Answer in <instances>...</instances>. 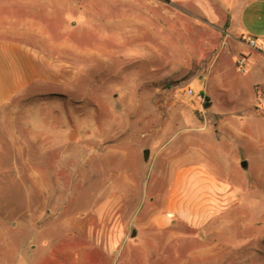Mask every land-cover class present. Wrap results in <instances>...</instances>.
Here are the masks:
<instances>
[{
  "label": "rangeland",
  "instance_id": "rangeland-1",
  "mask_svg": "<svg viewBox=\"0 0 264 264\" xmlns=\"http://www.w3.org/2000/svg\"><path fill=\"white\" fill-rule=\"evenodd\" d=\"M34 4L35 47L64 75L0 113V264H264V148L219 173L231 202L193 214L172 209V156L153 138L180 137L179 104L204 90L197 55L223 32L165 0ZM198 186L181 197L206 202Z\"/></svg>",
  "mask_w": 264,
  "mask_h": 264
},
{
  "label": "crops",
  "instance_id": "crops-1",
  "mask_svg": "<svg viewBox=\"0 0 264 264\" xmlns=\"http://www.w3.org/2000/svg\"><path fill=\"white\" fill-rule=\"evenodd\" d=\"M170 3L185 4L189 11L201 13L210 25L223 32L213 49V43L204 39V49L197 55L203 61L200 75L205 76L204 90L192 103L186 100L179 104L174 120L180 124L176 126L180 137L174 133L167 137L166 131L156 132L153 137L156 142L165 139L164 147L172 156L168 168L174 172L172 209L181 206L193 214L212 213L213 201L220 204L233 200L231 188L222 187L224 178L219 173L226 168L236 171L242 167V164L231 166L237 165L241 155L252 147L264 148V108L255 109L259 90H264V0H170ZM42 12L45 16L44 8ZM35 33L34 0H0V113L5 118L11 109L18 113L24 103L14 98L27 97L34 84L64 75L60 68L52 69L46 52L35 47ZM248 38L256 39L263 50L250 48ZM241 56L247 58L245 71L237 67ZM180 86L168 93L158 90L162 91L160 97L166 101L177 99ZM183 94L188 96L187 92ZM201 107L208 116L203 119L189 116ZM174 140L178 142L173 148ZM16 146L19 149V144ZM215 151L219 159L212 157ZM193 184H199L198 190L207 198L206 202L195 203L181 197L190 193Z\"/></svg>",
  "mask_w": 264,
  "mask_h": 264
},
{
  "label": "built area",
  "instance_id": "built-area-1",
  "mask_svg": "<svg viewBox=\"0 0 264 264\" xmlns=\"http://www.w3.org/2000/svg\"><path fill=\"white\" fill-rule=\"evenodd\" d=\"M246 42L248 46L252 49L263 50V46L260 43H258L256 39L248 38ZM246 63H247V58L245 56H241L237 62L238 69L240 71H245ZM187 93L193 94V90L188 89ZM263 108H264V90H259L258 102L255 106V109L259 111Z\"/></svg>",
  "mask_w": 264,
  "mask_h": 264
},
{
  "label": "water",
  "instance_id": "water-1",
  "mask_svg": "<svg viewBox=\"0 0 264 264\" xmlns=\"http://www.w3.org/2000/svg\"><path fill=\"white\" fill-rule=\"evenodd\" d=\"M148 154H149V150L146 149L145 150V157L146 158L148 157ZM241 164H242L243 167H247L248 162H247V160H243ZM136 232H137L136 229H134L133 232H132V236H135L136 235Z\"/></svg>",
  "mask_w": 264,
  "mask_h": 264
},
{
  "label": "trees",
  "instance_id": "trees-1",
  "mask_svg": "<svg viewBox=\"0 0 264 264\" xmlns=\"http://www.w3.org/2000/svg\"><path fill=\"white\" fill-rule=\"evenodd\" d=\"M165 1L170 2V0H165ZM189 80H190V78H187V79L183 80L182 82L177 83L176 86L183 85L184 83H186Z\"/></svg>",
  "mask_w": 264,
  "mask_h": 264
},
{
  "label": "bare ground",
  "instance_id": "bare-ground-1",
  "mask_svg": "<svg viewBox=\"0 0 264 264\" xmlns=\"http://www.w3.org/2000/svg\"><path fill=\"white\" fill-rule=\"evenodd\" d=\"M224 199V198H223Z\"/></svg>",
  "mask_w": 264,
  "mask_h": 264
}]
</instances>
